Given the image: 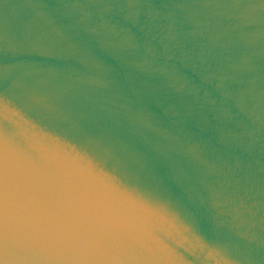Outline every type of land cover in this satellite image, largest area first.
<instances>
[{
    "label": "water",
    "instance_id": "1",
    "mask_svg": "<svg viewBox=\"0 0 264 264\" xmlns=\"http://www.w3.org/2000/svg\"><path fill=\"white\" fill-rule=\"evenodd\" d=\"M0 264H264V0H0Z\"/></svg>",
    "mask_w": 264,
    "mask_h": 264
}]
</instances>
